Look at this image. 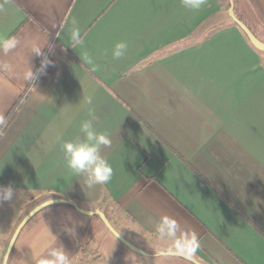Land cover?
<instances>
[{
    "label": "crops",
    "instance_id": "crops-1",
    "mask_svg": "<svg viewBox=\"0 0 264 264\" xmlns=\"http://www.w3.org/2000/svg\"><path fill=\"white\" fill-rule=\"evenodd\" d=\"M242 2L257 26L239 20L264 43V0ZM229 9L230 0L198 10L184 0H0V42H19L0 52V127L18 105L0 136V188L15 192L0 204V264L23 218L55 199L104 214L148 256L123 246L80 262L73 224L47 213L74 209L55 205L24 226L7 264H40L60 248L68 264H264V54ZM121 41L128 48L114 59ZM86 121L111 140L99 151L113 169L106 185L66 163L64 144L86 142Z\"/></svg>",
    "mask_w": 264,
    "mask_h": 264
},
{
    "label": "clouds",
    "instance_id": "clouds-1",
    "mask_svg": "<svg viewBox=\"0 0 264 264\" xmlns=\"http://www.w3.org/2000/svg\"><path fill=\"white\" fill-rule=\"evenodd\" d=\"M203 3L204 0H184V7L192 10H198L201 8ZM71 35L76 44L83 43L80 38V29L75 19L71 21ZM18 43V40L15 38H10L0 42V52L7 54L9 51L15 49ZM127 48V42L121 41L117 43L112 50V57L114 59H120L125 55ZM40 52L41 50L39 46L33 48L34 54L40 55ZM85 58L89 64L93 62V57L87 53L85 54ZM48 63H50V61L42 62L40 71H42L44 66ZM26 78L31 83L36 79L35 74L30 70V68L27 70ZM87 104H92L91 97L88 98ZM81 130L85 133L86 142H82L80 144H64V151L67 154V166L71 169L74 175H78L82 172H88L91 177L92 185H106L112 179L113 169L108 160L99 154V151L101 146H110L111 140L108 135L93 131L90 121L84 122L81 126ZM14 196L15 192L11 185L0 188V204L11 202ZM170 227L174 229L176 225L172 223ZM50 254L53 259H41L40 264H68L69 258L62 248L53 250Z\"/></svg>",
    "mask_w": 264,
    "mask_h": 264
},
{
    "label": "rangeland",
    "instance_id": "rangeland-1",
    "mask_svg": "<svg viewBox=\"0 0 264 264\" xmlns=\"http://www.w3.org/2000/svg\"><path fill=\"white\" fill-rule=\"evenodd\" d=\"M233 12L238 20L240 18L244 22H247L249 26H257L255 21L252 19L250 11L244 5L242 0L238 1V5L236 7L233 3ZM258 33L264 39V32L261 31ZM53 211H55V213L50 211L47 212L50 215L52 221L65 224L67 222H70L73 225H71L70 223L69 224L73 226L76 232L78 233V250L80 252V262L88 260L94 254L104 255L108 251L105 248H108L112 253H119L120 251H124L123 245L119 244V242L105 228L99 218H83L79 216V214L74 210H70L69 208H66L64 206H60L58 207V209L56 208ZM67 212L70 213V215ZM8 242L9 240L4 243L1 262L3 260Z\"/></svg>",
    "mask_w": 264,
    "mask_h": 264
},
{
    "label": "water",
    "instance_id": "water-1",
    "mask_svg": "<svg viewBox=\"0 0 264 264\" xmlns=\"http://www.w3.org/2000/svg\"><path fill=\"white\" fill-rule=\"evenodd\" d=\"M229 17L232 20V22L239 28V30L245 35V37L247 38V40L250 42V44L252 45V47H254L257 51L264 53V43L259 41L253 34L252 32L247 28V26L241 22L240 20H238L233 12V0H230V9H229ZM55 205H67V206H71L77 213H79L80 215L86 216V217H98L100 219V221L103 223V225L105 226V228L111 233V235L119 242L121 243L124 247H126L127 249H129L130 251L142 255V256H148L147 254H145L144 252H142L141 250L137 249L136 247L132 246L130 243H128L126 240H124L111 226V224L109 223V221L107 220V218L104 216V214L95 211V212H87V211H83L81 209H79L74 203H72L71 201H67V200H61V199H55V200H51V201H47L44 202L40 205H38L37 207H35L32 211H30L21 221V223L18 225L17 229L15 230L12 238L9 241L8 247L6 249V253L4 255L3 258V262L2 264H7L8 263V259L10 257V254L12 252V249L14 247V244L16 242V239L19 235V233L21 232V230L24 228V226L32 219L34 218L36 215H38L40 212H42L43 210L55 206ZM159 256H176V257H182L185 258L189 261H192L190 258L186 257L185 255L179 254V253H166V254H162Z\"/></svg>",
    "mask_w": 264,
    "mask_h": 264
},
{
    "label": "trees",
    "instance_id": "trees-1",
    "mask_svg": "<svg viewBox=\"0 0 264 264\" xmlns=\"http://www.w3.org/2000/svg\"><path fill=\"white\" fill-rule=\"evenodd\" d=\"M17 108H18V105L14 106V108L12 109V111L8 114V116L4 120L3 124L0 127V136H1L2 132H4V130L8 127V125L13 120Z\"/></svg>",
    "mask_w": 264,
    "mask_h": 264
}]
</instances>
